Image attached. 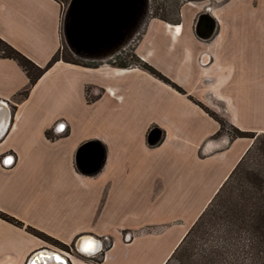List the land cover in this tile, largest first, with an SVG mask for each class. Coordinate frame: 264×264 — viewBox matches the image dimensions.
Here are the masks:
<instances>
[{
  "label": "crops",
  "instance_id": "0c3cea01",
  "mask_svg": "<svg viewBox=\"0 0 264 264\" xmlns=\"http://www.w3.org/2000/svg\"><path fill=\"white\" fill-rule=\"evenodd\" d=\"M68 1L0 0V38L44 67ZM183 9L179 35L149 19L134 52L184 94L138 67L58 61L18 100L28 77L0 58V211L76 248L0 219V264H164L252 143L213 138L219 125L197 103L264 134V10L246 38L230 18L201 39ZM90 142L105 151L94 173Z\"/></svg>",
  "mask_w": 264,
  "mask_h": 264
},
{
  "label": "trees",
  "instance_id": "16d2710c",
  "mask_svg": "<svg viewBox=\"0 0 264 264\" xmlns=\"http://www.w3.org/2000/svg\"><path fill=\"white\" fill-rule=\"evenodd\" d=\"M142 34L143 31L127 50L128 55L123 51L105 64L119 68H141L184 94L180 87L135 54V45ZM0 58L15 61L28 77V84L17 95L18 100L25 99L42 74L58 61L94 67L64 56L60 48L44 67H38L1 38ZM197 104L219 125L213 138L220 136L227 125L232 132L229 134L231 141L247 138L252 143L164 264H264V134L241 131L203 104ZM45 135L51 137L48 132ZM0 219L24 228L26 232L63 251L69 252L70 248H74V244L67 246L30 226H24L21 221L1 211Z\"/></svg>",
  "mask_w": 264,
  "mask_h": 264
},
{
  "label": "water",
  "instance_id": "95a60500",
  "mask_svg": "<svg viewBox=\"0 0 264 264\" xmlns=\"http://www.w3.org/2000/svg\"><path fill=\"white\" fill-rule=\"evenodd\" d=\"M145 0H70L63 20V36L69 49L83 56H98L117 48L128 34L137 29V20L144 11ZM216 29V19L202 15L195 25V34L201 39L212 37ZM160 139V131L153 128L147 134L150 145ZM87 143L83 149L94 147ZM93 164L87 173L97 172L104 163L105 151L95 146ZM77 166L83 170L84 163L76 159ZM95 249V248H94ZM92 250H84L88 253ZM94 252V251H93Z\"/></svg>",
  "mask_w": 264,
  "mask_h": 264
},
{
  "label": "rangeland",
  "instance_id": "374dc122",
  "mask_svg": "<svg viewBox=\"0 0 264 264\" xmlns=\"http://www.w3.org/2000/svg\"><path fill=\"white\" fill-rule=\"evenodd\" d=\"M69 1L65 4L63 18H62V22L60 25V50L64 56L70 57L76 62L93 65L95 67L98 64H103V63L108 62L109 60L113 59L116 55H118L119 53L123 51H125V54L127 55L129 54L127 50L131 48V45L134 44V42L129 43L128 40L134 39L135 37L134 30L128 34L127 36L128 40H125L117 48L111 51H108L105 54L103 53V54H100L94 57L92 55L83 56V55L76 54L73 51H71L69 47L67 46L64 36H63V20H64L65 11H66ZM193 1L194 0H149V1L146 0L145 6L149 4L148 16H151L150 18H153V19L162 18L164 20L166 19L165 21L166 22L168 21L170 24H176L179 21V17H178L179 9L183 7V4H184V9H183L184 20L186 21L192 18L194 11L202 9L205 6H207V3L193 2ZM226 1L227 0H215V1L212 0L211 1L210 6L214 8L211 11L212 15L215 16V14L217 15L220 14V17L222 19L221 22H223L221 23L218 20L219 24L216 23L217 25H216L215 32L217 33L220 26H224L225 24L228 25L231 21L230 20L231 18L237 25V31L238 32L241 31L242 36L246 38L247 35L250 34V31L254 28L255 21L258 18L259 19L262 18L260 17V15L262 14V11L264 10V1L262 0H229V4L223 9V12L227 10L230 13V15L228 14L227 16L225 12L223 13L222 9H220L219 7L220 5L224 4ZM230 130L231 129L227 125H225L224 130L220 133V136L218 137H227L230 141L229 134L232 133ZM194 208L195 209L191 210L188 214H186V215H189L190 218H192L198 212V210L196 211L197 209L196 205Z\"/></svg>",
  "mask_w": 264,
  "mask_h": 264
},
{
  "label": "flooded vegetation",
  "instance_id": "af4514ba",
  "mask_svg": "<svg viewBox=\"0 0 264 264\" xmlns=\"http://www.w3.org/2000/svg\"><path fill=\"white\" fill-rule=\"evenodd\" d=\"M146 1V0H145ZM149 1V0H148ZM211 1L212 0H194L193 2H204V3H207V6H205L204 8L202 9H199V10H196L193 12V16L191 18V21L192 23L194 24V27L196 25V23L198 22V20L200 19V17L202 15H210L212 14V10L214 8H212L210 5H211ZM215 1V0H213ZM148 3V2H147ZM184 6V4H183ZM182 8V7H181ZM181 8L179 9V13H178V17L179 19L182 17V14L180 13L181 12ZM202 10V11H201ZM149 14V4H147L145 6V9L144 11L139 15L138 17V20H137V29L135 31V37L134 39H129V43H132V42H136V39L137 37L142 33V31H144L145 27H146V24L148 22L149 19H152L150 18L151 16H148ZM211 16V15H210ZM161 21H163L164 19L160 18ZM166 20V19H165ZM217 23V22H216ZM217 25V24H216ZM142 36V35H141ZM138 42V41H137Z\"/></svg>",
  "mask_w": 264,
  "mask_h": 264
},
{
  "label": "bare ground",
  "instance_id": "6f19581e",
  "mask_svg": "<svg viewBox=\"0 0 264 264\" xmlns=\"http://www.w3.org/2000/svg\"><path fill=\"white\" fill-rule=\"evenodd\" d=\"M191 5V4H190ZM212 17H214V19H216V22L219 24V22H218V20L220 21V19H221V17H220V14L219 15H217V14H215V16H213L212 14H210ZM166 26L168 27V28H171V29H173L174 30V32L176 33V34H180L181 32H182V25H179V24H166ZM166 27V28H167ZM173 32V31H172ZM174 38V37H173ZM177 38V37H176ZM175 38V39H176ZM175 41V40H174ZM96 245H97V241H95V240H93V239H91V240H89L88 242H87V244H85V246H84V249L86 250V251H88V250H92V249H94L95 247H96ZM60 258V257H59Z\"/></svg>",
  "mask_w": 264,
  "mask_h": 264
},
{
  "label": "built area",
  "instance_id": "2783aa9c",
  "mask_svg": "<svg viewBox=\"0 0 264 264\" xmlns=\"http://www.w3.org/2000/svg\"><path fill=\"white\" fill-rule=\"evenodd\" d=\"M74 249H76L75 246H74ZM70 250L72 251V248H70ZM63 253H64L65 255H68L67 252H63Z\"/></svg>",
  "mask_w": 264,
  "mask_h": 264
}]
</instances>
